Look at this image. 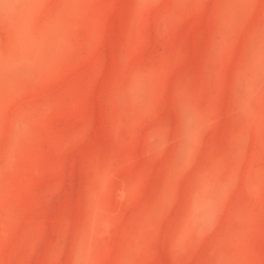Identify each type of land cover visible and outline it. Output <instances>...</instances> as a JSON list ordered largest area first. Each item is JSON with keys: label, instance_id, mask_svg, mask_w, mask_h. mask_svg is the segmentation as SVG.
<instances>
[{"label": "rangeland", "instance_id": "374dc122", "mask_svg": "<svg viewBox=\"0 0 264 264\" xmlns=\"http://www.w3.org/2000/svg\"><path fill=\"white\" fill-rule=\"evenodd\" d=\"M0 264H264V0H0Z\"/></svg>", "mask_w": 264, "mask_h": 264}]
</instances>
